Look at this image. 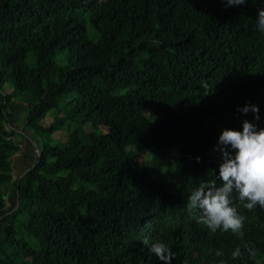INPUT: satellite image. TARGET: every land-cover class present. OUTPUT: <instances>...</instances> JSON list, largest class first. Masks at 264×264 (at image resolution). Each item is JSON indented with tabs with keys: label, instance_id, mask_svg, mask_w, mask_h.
Returning <instances> with one entry per match:
<instances>
[{
	"label": "trees",
	"instance_id": "obj_1",
	"mask_svg": "<svg viewBox=\"0 0 264 264\" xmlns=\"http://www.w3.org/2000/svg\"><path fill=\"white\" fill-rule=\"evenodd\" d=\"M261 8L0 0V264H161L145 238L168 244L172 264H264V208L238 205L243 236L210 233L186 208L216 180L221 132L264 128ZM245 105L258 106V120L238 111ZM145 153L179 170L144 166Z\"/></svg>",
	"mask_w": 264,
	"mask_h": 264
},
{
	"label": "clouds",
	"instance_id": "obj_2",
	"mask_svg": "<svg viewBox=\"0 0 264 264\" xmlns=\"http://www.w3.org/2000/svg\"><path fill=\"white\" fill-rule=\"evenodd\" d=\"M226 7L244 5L247 0H222ZM255 28L264 33V8L257 9ZM246 115L253 113V119H259V108L255 105H245L238 109ZM221 153V163L216 173V180L201 182L188 196L186 208L199 213V222L204 224L210 233L231 231L234 235L243 236L247 217L240 213L238 205L248 211L258 206L264 208V128H257L249 121L242 123L240 131L225 129L218 139ZM199 162V157H197ZM218 181V182H217ZM142 243L161 264H172L175 254L168 244L162 240L149 241L145 238ZM248 249L253 258L256 252ZM224 252L216 250L215 256L222 257ZM242 255L241 248L232 253L233 259ZM220 264H224L221 260Z\"/></svg>",
	"mask_w": 264,
	"mask_h": 264
},
{
	"label": "rangeland",
	"instance_id": "obj_3",
	"mask_svg": "<svg viewBox=\"0 0 264 264\" xmlns=\"http://www.w3.org/2000/svg\"><path fill=\"white\" fill-rule=\"evenodd\" d=\"M59 60H60V57L56 58L57 63H59ZM8 86H9V85H7V86L5 87V92H6V93L11 92V89H12L11 87H8ZM50 123H51V118L48 117V118L43 122V126L48 127V126L50 125ZM23 128H24V127H22V124H21L20 122H18V123L15 125V130H16L17 132H19V133H23V134H25L26 138H28L29 141H31V143L36 147V145H35V141H37V139L34 138L32 135H30V131H26V132H25V131L23 130ZM22 130H23V132H22ZM83 130H84V131L94 130V128H92V127L89 126V125H85V126L83 127ZM240 130H241V129H238V131H240ZM96 131H97V130H96ZM101 131L105 133V132H106V129L101 128ZM67 132H68V129L65 127V128L63 129V131H58V132L54 133V134L52 135V137H50V143H54V141H53L52 138H54L55 140H58V141L63 142L64 139H65V136H66V133H67ZM46 141H47V140H46ZM55 142H56V141H55ZM217 147H218V144H215V145L213 146V148L211 149V155H212L213 158H214V159L220 164V163H221V153H220L219 150H215V149H217ZM127 150L129 151V148H128ZM141 163H142L144 166H147V167H150V168H156V167H159V169H160L161 172H163V171L166 170V169H170L171 171H178V170H179L178 165H177L174 161L172 162V161L169 160V159L167 160V159H159V158H155V157L149 155L148 153H145V154L143 155V157H142V159H141ZM173 174H174V175L171 177V178H172V180H171V184H170L171 187H175V185H176V183H177V178H178V175H177L178 173H177V172H176V173H173ZM16 175H17V169L15 168V170H14V172H13V177L15 178ZM1 191H2V192H5V191H7V190L1 188ZM14 229H15V231H16V233H17L16 236H20V234H22V237H23V238L29 239L28 236H26L25 234H23V233H19V229H18V227H17V223H16Z\"/></svg>",
	"mask_w": 264,
	"mask_h": 264
}]
</instances>
